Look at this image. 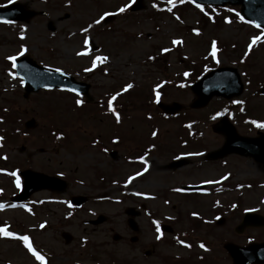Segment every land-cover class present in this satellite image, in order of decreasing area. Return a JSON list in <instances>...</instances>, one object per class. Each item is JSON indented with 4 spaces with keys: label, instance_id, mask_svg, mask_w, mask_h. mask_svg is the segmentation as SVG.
I'll list each match as a JSON object with an SVG mask.
<instances>
[{
    "label": "rangeland",
    "instance_id": "rangeland-1",
    "mask_svg": "<svg viewBox=\"0 0 264 264\" xmlns=\"http://www.w3.org/2000/svg\"><path fill=\"white\" fill-rule=\"evenodd\" d=\"M15 1L35 11L44 10L47 16H35L25 23L0 20V204L5 205L0 208V226L6 223L17 235H28L33 247L45 256V264H231L222 245L230 237L232 224L246 209L258 208L264 216V163L237 154L206 161L203 154L221 145L223 137L212 131L211 124L225 112L241 135L255 136L264 130L250 119L264 117V96L255 92L264 84V42L244 55L259 31L235 16L238 6L201 12L190 0H176L174 7L165 0H142L143 9L117 13L84 33L81 29L94 19L104 12L116 13L129 0ZM6 3L0 0V5ZM168 7L173 11L168 12ZM48 20L54 31L47 29ZM173 39L181 43L172 45ZM213 40L219 63L211 56ZM90 41L96 51H91ZM21 46L26 49L23 54L39 64L89 83L91 101L76 107V99L84 98L57 89L40 90L25 98L13 61L7 59L20 56ZM163 48L170 51L162 52ZM84 51L88 54L77 55ZM97 55L108 60L85 71L92 68ZM214 64L238 69L244 90L233 101L243 103L212 98L202 109L187 108L182 116L163 118L154 105L156 86L160 85L163 101L188 104L193 95L187 83ZM165 80L172 83L162 85ZM129 83L133 85L129 92L113 102L122 121L116 129L105 110L106 98ZM241 107L247 108L245 115ZM30 118L35 124L26 129L24 122ZM185 123H189L187 128ZM110 137L118 142L112 143ZM149 147L153 149L145 152ZM180 156L189 158V163L164 169ZM25 168L59 176L67 186L63 192L37 190L14 204L10 197L20 188L11 173L19 176ZM137 172L142 175L136 176ZM129 177L134 179L129 181ZM195 183L204 184L206 192L184 195L175 191ZM76 194L88 195L90 201L78 217L65 218L64 204ZM231 202L235 205L233 220ZM128 208L138 213L136 218L125 214ZM220 214H225L222 224L216 221ZM98 215L106 221L94 226L83 220ZM153 221L167 225L170 231L157 233ZM42 223L44 228L39 227ZM135 224L139 230L131 231ZM135 234L138 240L130 241ZM247 235L264 237V230L248 229L237 238L244 241ZM147 250L146 256L143 252ZM0 264L39 261L20 240L0 237Z\"/></svg>",
    "mask_w": 264,
    "mask_h": 264
},
{
    "label": "water",
    "instance_id": "water-1",
    "mask_svg": "<svg viewBox=\"0 0 264 264\" xmlns=\"http://www.w3.org/2000/svg\"><path fill=\"white\" fill-rule=\"evenodd\" d=\"M142 0H136L132 5V10H139L143 8ZM196 3H203L208 5L223 6L226 3L235 5L240 4L241 14L249 20H255L264 27V0H194ZM35 15L33 11L24 10L20 4L14 3L5 8H0V17L14 20L27 21L30 17ZM51 24V22L49 23ZM53 29V26H49ZM17 72L24 78L26 93L36 91L40 87L49 85L50 87H66L75 89L88 96L89 85L83 82H76L72 77L60 72L49 70L38 66L33 60L25 56L16 60ZM195 98L189 104L192 108H201L207 105L213 96H222L230 99L233 96L239 95L242 92V85L235 68L224 67L211 70L204 75L200 80L190 86ZM264 93V87L260 89ZM160 110L167 114H174L184 108L183 105L172 102L162 103L158 102ZM34 120L30 119L25 123L26 127H32ZM213 131L224 136L222 146L216 150L208 152L205 157L207 159H217L226 156L230 153H237L239 155L251 156L257 161L264 162V133H260L257 137L241 136L236 132L226 117H222L217 123L212 126ZM186 163L185 159H180L172 162L169 167H178ZM24 181L21 192L12 200L20 201L26 199L33 191L41 188H50L62 190L65 183L58 178L45 175L43 173L24 170L21 172ZM193 188V186H189ZM73 202L80 204L84 201L82 197H74ZM254 216L246 214L243 219V224L252 223ZM262 245H251L246 248L233 247L231 244H226V248L237 261L240 258L238 252L240 250L248 252L263 251ZM251 256L249 261H258Z\"/></svg>",
    "mask_w": 264,
    "mask_h": 264
},
{
    "label": "snow or ice",
    "instance_id": "snow-or-ice-1",
    "mask_svg": "<svg viewBox=\"0 0 264 264\" xmlns=\"http://www.w3.org/2000/svg\"><path fill=\"white\" fill-rule=\"evenodd\" d=\"M8 4H12L15 2V0H7ZM135 2V0H129L128 3L126 4H123L121 7H119L116 11V13H110V12H104L103 14H101L99 16L98 19H94L92 21L91 24H88L87 27L85 28H82L81 31L84 32V33H87L89 31V29H91L93 27V25H99L101 24L102 21L105 20L106 17L108 16H113V15H116L117 13H124L126 10H128L130 7H132L133 3ZM166 4H169V5H172L173 7L175 6V3H176V0H165ZM190 2H194V0H190ZM179 3H185V0H179ZM7 5H0V7H6ZM152 7L153 8H157V4L153 3L152 4ZM173 7H168L166 10L168 12H172L173 11ZM195 7L200 9L201 12H204L205 11V7L202 6L200 3H195ZM229 12H234L233 9H228ZM235 16L242 22H245V23H248L252 26H254L258 31H259V34L258 35H255V36H252L251 37V42L247 45V48H248V51H246L244 53L245 56L248 55L249 51H251L253 49V46L256 45L258 42H264V27L261 26L260 23H258L257 21L255 20H245V17L243 15H241L239 12H235ZM177 20H179V17L177 16L176 17ZM226 19V22H231L230 20H228V18H225ZM4 23H12V21L10 20H3ZM196 31V30H194ZM198 34V33H197ZM21 38H23V36H21ZM84 45L87 46L89 45V37L87 35H85L84 37V41H83ZM172 45H179L181 43L180 40L178 39H173L171 41ZM211 56L214 60H216L217 63H219V60L217 59V42L215 40H213L211 42ZM24 51H26V49L21 46V50L20 52L18 53V55H22L24 53ZM162 52H169L170 49L169 48H163L161 50ZM88 52L87 51H84V52H78L77 55H87ZM8 60L10 61H13L15 62L16 60V56H9L7 57ZM149 59H154V57H149ZM108 60V57L107 56H95V58L92 60V68H86L85 71H92L93 68H95L97 66V62H106ZM13 68L16 67V64L13 63L12 65ZM56 72L60 73L62 72L61 69L57 68L55 69ZM10 75H12V73H9ZM185 76L188 75V73H184ZM21 83H23V80H21ZM45 87H50L49 85H45ZM133 87V85L131 83L129 84H126L120 92H116L114 93L113 95H111V97L108 99L107 101V107H108V110L109 112L113 113L117 119V122H119V119H120V116H119V113L116 111V109L113 107V102L116 101L117 97H119L123 92H126L127 90L131 89ZM157 88L160 87V85H157L156 86ZM67 91H76L75 89H66ZM77 96H79V92L76 93ZM159 96H160V93L159 92H156V97L157 99H159ZM75 103L77 105H80L82 103V101L80 99H77L75 101ZM233 103H243V101H233ZM217 116L221 115V113H216ZM252 123L257 127V128H264V122H257V121H252ZM153 136H156L157 133L154 131L152 133ZM60 136H57V139H59ZM0 139H2V137H0ZM195 155H199V153H196ZM139 159L143 160V157H140ZM146 170V168H145ZM11 175L13 177H15V185H16V188L19 189L21 187V182H20V177L17 175V173L15 171H13L11 173ZM136 176H140L142 175L141 172H137L135 174ZM134 177H129L128 180L131 181L133 180ZM204 183H213V181H204ZM2 191V190H0ZM175 191H181V189H175ZM137 195H139V193H137ZM11 207H15L16 205H9ZM5 207L4 204H0V208H3ZM235 207V205L233 206ZM246 211H256V209H246ZM193 215H197L196 213H193ZM154 224H156V231L157 233H160L161 229H160V226L158 224V222L156 221H153ZM8 225L5 223L3 226H0V237H8V238H13V239H18L20 240L24 247L27 249V251L29 253H31V255L37 260L39 261V264H45V256L42 255L38 250H36L32 243L30 242V238L28 235H17V233L13 232V231H10L8 230ZM40 228H44L45 225L42 223L39 225ZM161 237L160 235H157L156 239L159 240ZM178 243L184 245L185 247H191V245L185 243V241L183 240H179ZM199 247L202 248V249H205V244L204 243H200L199 244Z\"/></svg>",
    "mask_w": 264,
    "mask_h": 264
},
{
    "label": "flooded vegetation",
    "instance_id": "flooded-vegetation-1",
    "mask_svg": "<svg viewBox=\"0 0 264 264\" xmlns=\"http://www.w3.org/2000/svg\"><path fill=\"white\" fill-rule=\"evenodd\" d=\"M112 155L115 158L116 154H112ZM230 213H231V217H232V220H233V202H232V207H231V212ZM68 214L71 215V216L72 215L76 216V215H79L80 214V211L78 209H72L70 213H68V212L65 213V215H68ZM239 219H241V218H238L237 220L239 221ZM83 220H84V222L87 225H94V226H96L99 223H104L106 221V219H102L101 221H98L97 220L96 222H98V223L94 224V223H92L93 222V219H83ZM259 228L261 229V231L264 230V226L263 227H246L243 230H241L240 232H236V230H235V224L234 225L232 224V231H231V234H230V237H229V241L232 242V243L238 244V245H245V244L250 243V242H264V237H258L257 235L256 236L258 238H255L254 236H251V235H247L245 237L244 241H241V240H239L237 238L238 236H243L247 232L248 229H251L252 231H254L255 229H259ZM130 230L131 231L132 230L133 231H138L139 230V227H138L137 224H135V227L134 228L130 226ZM132 237L133 238H130V241H134L135 242V241L138 240V236L136 234L135 235H132ZM80 238L83 239L84 241H86V239H87L84 236H81ZM193 250H195V249H193ZM261 264H264V263H261Z\"/></svg>",
    "mask_w": 264,
    "mask_h": 264
}]
</instances>
